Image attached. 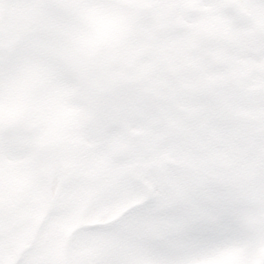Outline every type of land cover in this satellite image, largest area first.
I'll return each instance as SVG.
<instances>
[{"label": "snow or ice", "instance_id": "6c2138e0", "mask_svg": "<svg viewBox=\"0 0 264 264\" xmlns=\"http://www.w3.org/2000/svg\"><path fill=\"white\" fill-rule=\"evenodd\" d=\"M0 264H264V0H0Z\"/></svg>", "mask_w": 264, "mask_h": 264}]
</instances>
